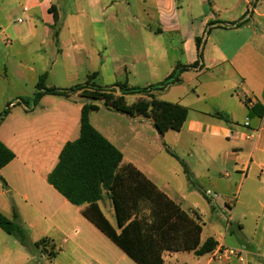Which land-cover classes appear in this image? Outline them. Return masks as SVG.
Masks as SVG:
<instances>
[{
    "label": "crops",
    "instance_id": "1",
    "mask_svg": "<svg viewBox=\"0 0 264 264\" xmlns=\"http://www.w3.org/2000/svg\"><path fill=\"white\" fill-rule=\"evenodd\" d=\"M56 1L0 0V13L19 6L32 20L39 15L44 24L33 20L20 30L26 32L25 43L34 54L22 59L7 54L0 63V80L12 83L17 91L14 99L7 100L6 107L10 105L0 119V141L14 152L0 169L5 182L2 185L0 180V213L12 219L16 211L32 243L45 238L64 247L69 240L70 251L79 259L127 264L123 261L128 256L82 215L86 204L70 203L47 181L64 144L79 136L81 107L92 101L79 92L45 93L34 103L35 85L45 74L44 87L67 89L96 72L91 80L96 85L119 82L142 88L177 70V82L151 92L157 99L187 108L179 130L159 134L150 117L129 115L102 101L89 112V122L121 152V165L135 166L202 223L200 244L208 237L217 241L211 252H191L195 259L205 257L203 264H264V0H71L72 11L64 19L59 15L62 4ZM65 41L73 42L77 52H65ZM76 55L93 65L80 70ZM9 60H15L18 68L11 70ZM144 75L152 79L140 86L132 83L135 76ZM22 86H29V95ZM133 95L124 96L127 104L142 98ZM146 128L174 155L164 145L155 149ZM203 192L231 214L242 206L235 224L242 240L239 245L227 239L231 223L223 231L212 228L206 233L200 206L208 200ZM98 204L116 223L108 195ZM247 216L252 227L247 226ZM242 244L246 246L242 261L235 256L212 257L221 247ZM29 255L14 234L0 228V264H26Z\"/></svg>",
    "mask_w": 264,
    "mask_h": 264
},
{
    "label": "trees",
    "instance_id": "2",
    "mask_svg": "<svg viewBox=\"0 0 264 264\" xmlns=\"http://www.w3.org/2000/svg\"><path fill=\"white\" fill-rule=\"evenodd\" d=\"M197 44L199 46V40ZM195 64L197 62L192 66ZM178 67L182 70L187 68L184 65ZM96 74L92 72L84 83L67 89L44 87L45 74H42L36 82L32 100L35 103L45 93L68 96L77 87L84 86L80 92L82 96L91 101L100 100L104 105L129 115L150 117L159 134L182 127L187 116L185 106L157 99L154 94H149L148 100H138L132 104H127L124 97L130 93H143L148 87L166 88L179 80L177 70L161 82L142 88H129L126 83L119 82L112 86H99L91 81ZM109 88H117L119 94L115 95ZM8 106L0 114V119ZM96 109L97 105L92 102L81 107L79 136L62 147L56 165L47 176L48 183L70 203L86 204L82 215L136 264H163L165 251H188L202 255L215 249L217 241L212 237L200 244L202 223L198 219L182 210L135 166L120 164L121 152L89 122V112ZM166 150L171 153L168 148ZM13 157L14 152L0 141V169ZM182 166L189 178L187 168L183 163ZM0 180L5 185L1 177ZM104 194L112 201L115 225L99 207L98 201ZM204 197L208 200L205 194ZM0 228L14 234L28 251L47 243L45 238L30 242L16 211L12 219L0 213ZM48 255L53 257L54 251L51 250Z\"/></svg>",
    "mask_w": 264,
    "mask_h": 264
},
{
    "label": "rangeland",
    "instance_id": "3",
    "mask_svg": "<svg viewBox=\"0 0 264 264\" xmlns=\"http://www.w3.org/2000/svg\"><path fill=\"white\" fill-rule=\"evenodd\" d=\"M59 5V15L64 19L69 13V11H72V6L70 5L71 0H57L56 1ZM63 2V3H62ZM28 12L22 11L19 6L15 7L14 10L8 14H3L0 13V63L5 62L6 58L5 55L9 56L11 59L15 58H23L27 57L31 54H34L35 51H32L31 46L26 45V32H20L21 29L25 30L27 26H30V23H33V20H37L40 25H44L42 20L40 19L39 15L38 16H33L32 18L27 16ZM37 14L38 11H36ZM22 19L21 22H18L17 20ZM72 21V19H70ZM38 25V26H40ZM70 35V34H69ZM4 37L6 39H4ZM71 37V35H70ZM73 43V42H72ZM66 43V41L62 44L64 47V51L71 53V52H77L75 49H73V44ZM11 44V45H9ZM45 47V46H43ZM44 53L49 54V49L48 47L44 48ZM33 52V53H32ZM15 55V58L12 56ZM97 62V61H96ZM15 60L11 61L9 60L7 62V65L10 67L11 70H15L18 68V66L15 65ZM93 63L89 61V59H85L84 57H80L79 55H76V66L82 69H87L88 67L92 66ZM1 68V67H0ZM1 70V69H0ZM20 70V68H19ZM148 79H152L148 77L147 75L143 76H135L132 79V83H137L135 85H143L142 83L145 82ZM85 80V79H84ZM52 81L56 82L57 79H52ZM94 81L97 83L98 80L94 79ZM141 83V84H140ZM12 83H4L3 81L0 80V112L3 111V109L6 107V102L8 99H14L16 95V90L12 87ZM83 87H77V89L73 90L70 93H75V92H82ZM24 92V94L29 95L30 94V88L22 86L21 88ZM115 95L119 94V90L117 88H109ZM153 89L151 87H148L144 90V92H139V93H130V95L135 94L133 96H136V94H139L142 96L139 100H148L149 94H153L151 91ZM174 93V92H173ZM172 93V94H173ZM172 97L173 96H168ZM133 97H129L128 100L132 99ZM94 104H100V100H92ZM145 134L150 142V144L153 146L155 145V149L157 147V144L161 146L163 149V140L160 139V141L155 137H153L152 131H149L148 128L145 130ZM151 146V147H152ZM167 148V145L165 146ZM105 195V194H104ZM213 195V194H212ZM206 199V198H205ZM222 199V198H221ZM207 200V199H206ZM223 201V199H222ZM221 201V202H222ZM206 205L200 206L202 217L204 219V223H206V233H212V228H220L221 231H223L224 227L229 225L231 223V233H227V239L229 241H235V243L240 244L242 242L240 236L238 235L237 232V226L235 225L236 222L240 219L239 216L242 211V206L237 209L236 214H231V212L227 209V207H223L224 205H221L222 208L219 207L220 201H213L208 198V201L205 203ZM188 199L185 202V210H188ZM241 208V209H240ZM230 217V218H229ZM241 222V221H240ZM247 226L252 227V222L250 221V217L247 216ZM111 224L115 225V222L112 218ZM211 228V229H210ZM71 241L68 240V243L63 247L59 242L54 240V247H52L51 243H46L44 246H40L38 248H32L30 249V257L29 261H27L26 264H94V263H89L87 260L84 259H79L77 258L76 254L72 253L70 251V246H71ZM232 247H237L232 246ZM53 250L54 255L53 257H48L49 252ZM243 254V253H242ZM163 259H164V264H173L176 261L181 263H186V264H203L204 258H198L188 251H179V252H164L163 253ZM212 257L217 260H227L228 258H217V254H213ZM112 259H116V257L113 255ZM127 264H136L132 259L129 257H126ZM218 261H213L211 264H215Z\"/></svg>",
    "mask_w": 264,
    "mask_h": 264
},
{
    "label": "built area",
    "instance_id": "4",
    "mask_svg": "<svg viewBox=\"0 0 264 264\" xmlns=\"http://www.w3.org/2000/svg\"><path fill=\"white\" fill-rule=\"evenodd\" d=\"M244 125L247 126L248 122L245 120ZM250 134H246V137H249ZM246 249L244 244L238 247H221L215 253L217 254V258H229L231 256H235L238 260L242 261V252ZM214 253V254H215Z\"/></svg>",
    "mask_w": 264,
    "mask_h": 264
}]
</instances>
